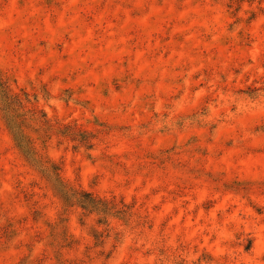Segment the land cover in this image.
I'll return each mask as SVG.
<instances>
[{
	"label": "rangeland",
	"instance_id": "rangeland-1",
	"mask_svg": "<svg viewBox=\"0 0 264 264\" xmlns=\"http://www.w3.org/2000/svg\"><path fill=\"white\" fill-rule=\"evenodd\" d=\"M0 76L131 212L66 206L0 111V264H264V0H0Z\"/></svg>",
	"mask_w": 264,
	"mask_h": 264
},
{
	"label": "trees",
	"instance_id": "trees-1",
	"mask_svg": "<svg viewBox=\"0 0 264 264\" xmlns=\"http://www.w3.org/2000/svg\"><path fill=\"white\" fill-rule=\"evenodd\" d=\"M26 101H29L27 97L23 99L13 94L0 76V111L17 146L31 165L52 186L65 205L77 204L86 211L101 214L99 219L101 223H106L110 215L122 218H125L126 214L131 215V212L127 209L118 208V203L114 200L99 198L91 192L76 189L63 179L59 164L47 155L41 154L35 146V138L27 132L28 128H33L40 135H49L55 130V125L46 114L43 113L40 117H37L36 115L40 111L27 109L25 107ZM35 121H38L39 124L38 127L34 128L32 123ZM56 131L63 136L71 137L73 141H78L87 148H91L93 145L92 134L74 125L64 124L57 127ZM125 206L127 207V205Z\"/></svg>",
	"mask_w": 264,
	"mask_h": 264
}]
</instances>
